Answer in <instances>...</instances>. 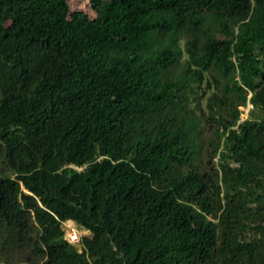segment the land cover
<instances>
[{
  "label": "trees",
  "instance_id": "trees-1",
  "mask_svg": "<svg viewBox=\"0 0 264 264\" xmlns=\"http://www.w3.org/2000/svg\"><path fill=\"white\" fill-rule=\"evenodd\" d=\"M70 1L0 0V264H264V0Z\"/></svg>",
  "mask_w": 264,
  "mask_h": 264
},
{
  "label": "rangeland",
  "instance_id": "rangeland-1",
  "mask_svg": "<svg viewBox=\"0 0 264 264\" xmlns=\"http://www.w3.org/2000/svg\"><path fill=\"white\" fill-rule=\"evenodd\" d=\"M69 8H70V11H72V12L80 11V12L85 13L91 19L95 18V13L91 9V5H90L89 0H72L69 2ZM203 87H205V85ZM202 106H204V104H202ZM250 110H251L250 105H247L246 107H240L239 108L241 121H243L249 117V111ZM207 135L210 136V133H208ZM215 161H216V159H215ZM63 228L65 229V237L68 240H72V235H74V234L80 235V237H85V236L90 235L87 231H83L81 228H79L73 222L65 223L63 225ZM77 248H79V246Z\"/></svg>",
  "mask_w": 264,
  "mask_h": 264
},
{
  "label": "built area",
  "instance_id": "built-area-1",
  "mask_svg": "<svg viewBox=\"0 0 264 264\" xmlns=\"http://www.w3.org/2000/svg\"><path fill=\"white\" fill-rule=\"evenodd\" d=\"M66 240L68 242H70L71 244H78L79 240H80V235L74 234V235H72V240H68L67 238H66Z\"/></svg>",
  "mask_w": 264,
  "mask_h": 264
}]
</instances>
